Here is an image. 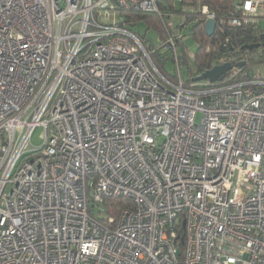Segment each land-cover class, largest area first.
Here are the masks:
<instances>
[{
	"label": "built area",
	"instance_id": "built-area-1",
	"mask_svg": "<svg viewBox=\"0 0 264 264\" xmlns=\"http://www.w3.org/2000/svg\"><path fill=\"white\" fill-rule=\"evenodd\" d=\"M160 2L0 0V264H264V74L188 84L180 32L165 77L119 23Z\"/></svg>",
	"mask_w": 264,
	"mask_h": 264
},
{
	"label": "trees",
	"instance_id": "trees-1",
	"mask_svg": "<svg viewBox=\"0 0 264 264\" xmlns=\"http://www.w3.org/2000/svg\"><path fill=\"white\" fill-rule=\"evenodd\" d=\"M179 2L181 8L177 9L176 3ZM200 6L208 5L210 10L216 14V29L212 35H209L206 30L205 21L196 20L194 12L186 11L190 15V27L191 34L197 42V51L194 56V70L189 72V79H185L186 83L190 84L194 82V78L201 75L208 69L213 68L217 64L224 62H231L237 65L240 62H245L240 67L239 72L233 78V81H242L249 79L253 76L252 65L264 63V49L256 48L253 50L246 49L245 47L250 44L259 43L264 41V29L259 23L246 22L242 26H229L221 25L223 19H229L232 16H237L238 13L235 10V0H199L195 1ZM189 0H161L160 8L163 12V16H170L171 13L182 11L183 6L188 4ZM198 5V6H199ZM120 24L124 27L132 30L144 43L151 58L158 68V70L165 76L173 78L174 74L169 73L166 69L169 59H174V53L170 51H163L161 48H153L155 46L152 42V38H148L145 34V30L163 28V21L158 14L148 13L143 11H125L121 9L119 11ZM160 20V21H159ZM144 28V29H143ZM161 33L163 32L160 31ZM264 46V44H263ZM178 47L182 48V56L179 55ZM249 50V51H248ZM177 52L179 55L180 64L181 60L185 64H189L191 56L188 55L183 40H179L177 43ZM254 60L255 64H249V61ZM182 65V64H181ZM234 73V70H230L228 76ZM225 79V76L221 77ZM109 202L113 204V210L111 214L117 215L119 209L124 206H131V200L126 198H114ZM92 206V205H91Z\"/></svg>",
	"mask_w": 264,
	"mask_h": 264
},
{
	"label": "rangeland",
	"instance_id": "rangeland-1",
	"mask_svg": "<svg viewBox=\"0 0 264 264\" xmlns=\"http://www.w3.org/2000/svg\"><path fill=\"white\" fill-rule=\"evenodd\" d=\"M195 1L199 0H189V3L183 6L182 11H177L175 13H171L169 21H167V18H165L163 15H158L159 19L161 18L163 21V28L161 30L158 28L154 29H148L145 30V34L147 35L148 38H152L151 42L155 45L153 48H159V45H161L162 42L173 36L174 34L177 33H182L183 37V43L186 47L187 53L189 56H191L189 64H185L181 60V66H182V74L184 79H189V72L191 69L194 70V56L197 51V42L194 39L193 35L191 34L190 27H187L190 24V15L186 11H192L194 12V16L196 17V20L203 21V15L201 12V6L197 5V2L194 3ZM177 9L181 8V5L179 2L176 3ZM160 21V20H159ZM260 26L264 29V17H262L260 20ZM144 29V28H143ZM163 32L161 33L160 31ZM264 47V46H263ZM179 49V55L182 56V48L178 47ZM175 68H176V62L174 59H169L166 69L169 73L175 74ZM252 72L259 74L264 70V63L262 64H255L252 65ZM264 73V72H263ZM205 81V80H203ZM201 118V114L198 115L197 120L199 121ZM33 143L36 146H40L43 144L44 141V128L42 126H38L33 134Z\"/></svg>",
	"mask_w": 264,
	"mask_h": 264
},
{
	"label": "water",
	"instance_id": "water-1",
	"mask_svg": "<svg viewBox=\"0 0 264 264\" xmlns=\"http://www.w3.org/2000/svg\"><path fill=\"white\" fill-rule=\"evenodd\" d=\"M206 30L209 35H212L215 31L216 28V21L215 20H208L206 22ZM261 45L259 43L255 44H250L247 45L245 48L249 50H253L256 48H259ZM245 62H240L237 65L238 66H243ZM233 68V64L231 62H224L222 64H217L213 68L208 69L201 75L197 76L194 78V81H203V80H208L210 82H216L218 81L222 76L226 75L231 69Z\"/></svg>",
	"mask_w": 264,
	"mask_h": 264
},
{
	"label": "flooded vegetation",
	"instance_id": "flooded-vegetation-1",
	"mask_svg": "<svg viewBox=\"0 0 264 264\" xmlns=\"http://www.w3.org/2000/svg\"><path fill=\"white\" fill-rule=\"evenodd\" d=\"M261 44H262V45H261L259 48H263V49H264V47H263L264 41H262ZM248 51H249V50H248ZM254 62H255L254 60L249 61V64H255Z\"/></svg>",
	"mask_w": 264,
	"mask_h": 264
},
{
	"label": "crops",
	"instance_id": "crops-1",
	"mask_svg": "<svg viewBox=\"0 0 264 264\" xmlns=\"http://www.w3.org/2000/svg\"><path fill=\"white\" fill-rule=\"evenodd\" d=\"M263 72H264V70H262V72H261V73H262V74H264Z\"/></svg>",
	"mask_w": 264,
	"mask_h": 264
}]
</instances>
